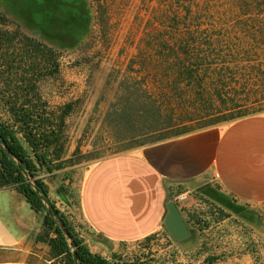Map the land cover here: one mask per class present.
<instances>
[{
  "label": "trees",
  "instance_id": "obj_1",
  "mask_svg": "<svg viewBox=\"0 0 264 264\" xmlns=\"http://www.w3.org/2000/svg\"><path fill=\"white\" fill-rule=\"evenodd\" d=\"M144 3L143 34L127 67L143 75L145 83L151 78L159 88V104L153 110L143 107L147 116L157 121L162 106L168 109L163 115L165 127L173 129L154 142L261 114L264 0ZM92 6L95 22L105 26L106 3L94 0ZM57 73L53 48L11 21L0 3V143L8 149L5 152L0 146V188L14 189L34 212L42 214L36 239L47 245L50 259L74 264L68 238L44 200L74 239L79 264H154L146 257L109 260L93 253L50 200L42 175L54 174L69 162L65 158V119L71 106L49 107L39 85ZM140 114L143 116L142 111ZM192 122L196 127L186 125ZM10 154L21 162L23 170Z\"/></svg>",
  "mask_w": 264,
  "mask_h": 264
},
{
  "label": "rangeland",
  "instance_id": "obj_2",
  "mask_svg": "<svg viewBox=\"0 0 264 264\" xmlns=\"http://www.w3.org/2000/svg\"><path fill=\"white\" fill-rule=\"evenodd\" d=\"M93 1L0 0L11 21L54 50L58 73L40 83L42 98L53 109L71 106L65 119L69 162L54 174L42 175L50 200L77 237L109 260L146 257L154 264H264V203L238 201L215 184L205 185L203 192H188L180 211L192 234L183 241H174L161 226L140 240L115 247L87 227L80 190L91 166L109 155L149 145L173 129L165 127V106L158 122L143 111L159 104L157 84L151 78L145 83L143 75L127 67L143 34L145 3L103 0L107 23L101 26L95 22ZM190 124L197 125H186ZM47 257L48 264H63L50 259L48 250Z\"/></svg>",
  "mask_w": 264,
  "mask_h": 264
},
{
  "label": "crops",
  "instance_id": "obj_3",
  "mask_svg": "<svg viewBox=\"0 0 264 264\" xmlns=\"http://www.w3.org/2000/svg\"><path fill=\"white\" fill-rule=\"evenodd\" d=\"M207 184L264 203V114L102 158L81 185L83 219L99 240L129 244L163 226L170 195ZM41 226L21 194L0 188V264H48Z\"/></svg>",
  "mask_w": 264,
  "mask_h": 264
},
{
  "label": "water",
  "instance_id": "obj_4",
  "mask_svg": "<svg viewBox=\"0 0 264 264\" xmlns=\"http://www.w3.org/2000/svg\"><path fill=\"white\" fill-rule=\"evenodd\" d=\"M0 146L3 148L5 152H8V149L2 146L1 143ZM10 155L14 158L20 170H23L21 162L14 155L12 154ZM44 204L49 214L54 218L57 225L60 227L64 235L68 238L69 246L72 249L74 264H79L76 253V243L74 239L71 237L70 233L68 232L64 224L52 214L51 208L48 202H46V200H44ZM166 209H167V213L163 220V226L167 231V233L169 234V236L176 242H180L189 238L190 235L192 234V229L189 228V226L187 225L178 206L174 202L168 201L166 203Z\"/></svg>",
  "mask_w": 264,
  "mask_h": 264
},
{
  "label": "built area",
  "instance_id": "obj_5",
  "mask_svg": "<svg viewBox=\"0 0 264 264\" xmlns=\"http://www.w3.org/2000/svg\"><path fill=\"white\" fill-rule=\"evenodd\" d=\"M216 176H217V174H216ZM187 199H188V193L187 192H183V193L181 192V193L173 195L169 199V201L174 202L178 206V208L181 209L184 206V204L187 202Z\"/></svg>",
  "mask_w": 264,
  "mask_h": 264
}]
</instances>
